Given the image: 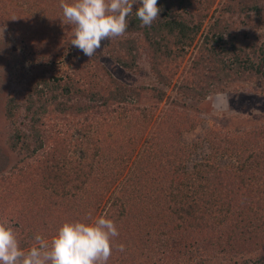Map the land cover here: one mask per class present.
Instances as JSON below:
<instances>
[{
    "label": "trees",
    "instance_id": "obj_1",
    "mask_svg": "<svg viewBox=\"0 0 264 264\" xmlns=\"http://www.w3.org/2000/svg\"><path fill=\"white\" fill-rule=\"evenodd\" d=\"M63 2L71 5L74 0ZM60 4L0 0V22L27 38L31 46L24 48V60L40 64L25 83L23 102L6 99L9 126L0 144V163L8 161L4 148L27 147L29 140L39 139L47 121H67L62 129L48 125V150L33 165L18 166L0 178V220L8 217L16 227L21 247L33 244L37 234L52 239L65 222H88L100 208L107 209L104 216L119 232L112 238L107 264H171L190 257L192 247L207 251L205 242L211 240L200 236L211 230V238L222 236L229 245L239 241L249 250L264 246V131L239 136L235 142L211 133L213 160L195 163L189 171L182 162L190 150L179 140L183 122L177 110L165 111L159 119L152 109L138 115L128 100L129 89L114 80L106 96L95 90L104 82L93 69L97 56L86 57L71 45L73 26L64 20ZM236 5L246 19L264 20V0H158L159 18L146 27L135 15L137 4L127 18L126 34L108 39L102 49L127 69L134 66L136 46L147 44L152 70L167 86L170 80L160 74L159 66L189 55L193 75L207 87L184 84L180 89L192 100H201L224 82L264 79V42L256 45L246 34L232 33L224 16L235 12ZM209 15L211 24L202 30ZM27 26L35 27L36 34ZM137 33L140 37H133ZM38 50L40 56L35 57ZM71 58L77 61L70 75L61 66ZM80 83L87 87H78ZM2 86L0 78V90ZM135 95H140L136 89ZM85 98L95 104H84ZM109 102L116 109L108 110ZM19 109L26 131L12 123ZM66 117H74L76 129ZM221 151L238 154L229 166H219L216 157ZM120 244L125 246L122 252ZM258 261L264 264V257Z\"/></svg>",
    "mask_w": 264,
    "mask_h": 264
},
{
    "label": "rangeland",
    "instance_id": "obj_2",
    "mask_svg": "<svg viewBox=\"0 0 264 264\" xmlns=\"http://www.w3.org/2000/svg\"><path fill=\"white\" fill-rule=\"evenodd\" d=\"M218 1L219 0H217V2ZM221 1L223 2L224 0ZM215 8H218L217 4L210 12L212 13ZM236 9H238L237 5L235 12H232V14L225 12L224 15L227 20L229 19L232 33H236L238 36L246 34L247 39L255 42L256 45L263 43L264 20L255 22L256 20L252 16L246 19L244 17L245 13L239 12ZM210 15L203 20L202 30H206L211 24ZM261 17L264 18V10ZM0 26L6 27V31L3 33V39L0 40V67L4 69V73L0 72V78L3 80V86L0 90V144H2L7 137V126H9V121H7L5 117L6 99L10 97L13 98L15 102H23V88L25 83L32 74L36 73L40 64L39 62H36V64L33 63L32 58L24 60L25 54L28 53L24 48L26 45H28V47L31 46L30 43L25 41L27 38H23L24 35L21 36L17 31H11L5 22H0ZM27 27L31 29L29 30L30 33L36 34L35 27ZM133 37H140V33L135 34ZM107 42L108 39L103 41L102 47H104L103 45ZM146 46L147 44L144 45V43H141L140 46H136V52H133V54L136 55L134 66L127 69L116 64L108 54H105L101 47L96 54H94L97 58L95 60V65L93 62V69L94 67L97 68L96 73L104 79V82L100 86L97 85L94 89L106 96L113 89L111 80L118 81L129 89H127L128 100L130 102L132 100L131 106L137 109L136 113H138V115H143L145 111L152 109L154 112V119H159L165 111L167 112L170 109L177 110L179 117H181L180 120L183 122L179 140L190 150V152H186V157L184 156L182 158V162L189 171L194 170L193 165L195 163L197 164L207 159L210 161L213 160L210 154L212 150L208 142L211 133H221L225 138H232L234 142L239 136H246L249 134L257 136L254 133L257 134L261 131L263 133L264 79L254 80V78H252L242 81L233 80L227 81V83L223 81L225 84L223 83L220 86L221 88L218 89L213 86L207 94V97L201 100H192V98L183 93L180 89V85L187 84L192 87L195 84L197 86L201 85L207 87V83H205L204 80L201 81L197 75H193V71L191 70L192 57L188 60L189 55H187L184 60L179 58L176 62L170 61L159 66L160 74L170 80L167 86L163 81L159 80L156 72L152 70L153 62L150 58V51H147L149 49ZM120 53L122 55L124 54L123 51H120ZM34 56H40L39 50L34 51ZM76 61L77 59L75 58L64 60L61 70L70 75L75 73ZM198 83L200 84L198 85ZM77 86L82 89L87 87L84 83L77 84ZM135 89L139 91L140 95L138 97L135 95ZM162 92L164 95L159 99ZM90 102L89 99L85 98L83 103L90 104ZM93 104H95V102H91V106ZM98 104L99 103H97V105ZM116 107L117 105L115 103L109 102L106 108L111 111V109H116ZM103 109L104 107L101 108L102 111ZM84 115L83 113L82 118ZM23 116V109H19L18 115L13 117L12 123H14L16 127H20L22 130L26 131L28 128L24 127V124L26 125V118ZM123 116L124 114L121 115V117ZM67 120L70 121V125H72L71 128L74 127V129H76L74 117H68ZM66 122H59V124L58 122L53 123L47 121L46 123L50 125L51 129L54 127L59 128V126L62 129ZM48 125L40 128L41 136H39V139L29 140L27 147H18L16 150H10L9 148L3 149L7 155L8 161L4 164L2 161L0 163V178L11 175L14 168L18 166L20 168L28 164L33 165L37 159L47 152L49 147L47 137L51 135L50 127L47 128ZM148 135H151V131ZM54 136L55 134L50 137L51 140ZM40 142H42V144L44 143V145L41 148H37L36 146ZM239 149L243 151L242 145ZM142 151L143 148L140 152ZM236 154L238 153L233 154L228 151H221L216 157L217 165L229 166L234 162L233 156H236ZM107 197H109V193L105 195V200ZM104 204L105 203H102L103 209L107 207L103 206ZM106 210L100 208L94 219L104 216ZM5 213L7 214V212ZM5 213L3 215H5ZM2 220L9 221L8 217ZM213 234L214 230H211L208 236L207 233H203L200 236L211 240L210 243L205 242L207 251L201 248L199 253L192 247L188 250V256L190 257L177 259L176 262L174 261L171 264H258V260L264 257V246L255 250H249L246 246L240 244L239 241L229 245L225 243L224 237L221 239L222 236L211 238ZM47 240L51 241V238ZM31 246L32 244L25 249ZM179 260L181 262H179ZM162 264L168 263L165 261Z\"/></svg>",
    "mask_w": 264,
    "mask_h": 264
},
{
    "label": "clouds",
    "instance_id": "obj_3",
    "mask_svg": "<svg viewBox=\"0 0 264 264\" xmlns=\"http://www.w3.org/2000/svg\"><path fill=\"white\" fill-rule=\"evenodd\" d=\"M142 26L150 27L162 11L158 0H61L64 20L73 26L71 45L86 57H92L102 42L123 36L133 13ZM6 27L0 26V40ZM66 66V65H65ZM67 67V66H66ZM0 72L4 69L0 67ZM119 232L113 220L100 216L88 222H65L51 241L34 236L30 248L23 249L18 230L7 220H0V264H107L112 254V238ZM125 246L120 244L119 251Z\"/></svg>",
    "mask_w": 264,
    "mask_h": 264
}]
</instances>
